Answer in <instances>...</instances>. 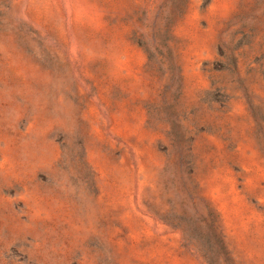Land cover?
I'll return each instance as SVG.
<instances>
[{"label": "rangeland", "instance_id": "1", "mask_svg": "<svg viewBox=\"0 0 264 264\" xmlns=\"http://www.w3.org/2000/svg\"><path fill=\"white\" fill-rule=\"evenodd\" d=\"M0 264H264V0H0Z\"/></svg>", "mask_w": 264, "mask_h": 264}]
</instances>
